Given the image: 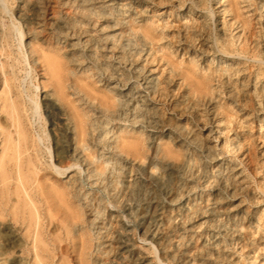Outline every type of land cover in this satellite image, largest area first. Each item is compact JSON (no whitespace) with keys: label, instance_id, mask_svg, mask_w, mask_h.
Returning a JSON list of instances; mask_svg holds the SVG:
<instances>
[{"label":"bare ground","instance_id":"6f19581e","mask_svg":"<svg viewBox=\"0 0 264 264\" xmlns=\"http://www.w3.org/2000/svg\"><path fill=\"white\" fill-rule=\"evenodd\" d=\"M0 264H264V0H0Z\"/></svg>","mask_w":264,"mask_h":264},{"label":"rangeland","instance_id":"374dc122","mask_svg":"<svg viewBox=\"0 0 264 264\" xmlns=\"http://www.w3.org/2000/svg\"><path fill=\"white\" fill-rule=\"evenodd\" d=\"M172 4L175 5L174 3H172ZM13 8L18 9L19 11L21 10V12H23L22 11V6H21V4L18 1L13 3ZM166 9L170 10L171 9L170 5L166 6ZM166 9L163 10V11H166ZM169 21L171 23L175 24V25L178 24L177 22H175L173 17L170 18ZM141 26H142V24L136 25L135 26L136 30H139ZM38 52H40L39 55H35L34 59L42 56V54L51 55V54L54 53L52 51V48L50 46H48L47 44L40 45L38 47ZM31 64H32V60H31ZM35 71H36V74H37V81H39V83L41 84V93L40 94H44V93L50 92L51 88L53 87V82L54 81L53 80L49 81L48 77H44V73H43L42 69H40V67L37 66ZM20 76L21 77L25 76V73L22 71V69L20 70ZM64 83L67 85L68 78L65 77ZM79 83L82 86L89 85V89H93L96 93H99V94H103L104 93V90L102 88H100L99 85H97L93 80H90V79L86 78L85 76H79ZM69 99H72V98H69ZM168 109H170V105L166 107V110H168ZM41 111H42L43 118L47 119V114L43 110V108H42ZM168 112H170V111H168ZM163 143H165L164 145H169L168 144L169 142H167V140H164ZM142 252L145 253V254H148L147 247H144L142 249Z\"/></svg>","mask_w":264,"mask_h":264}]
</instances>
